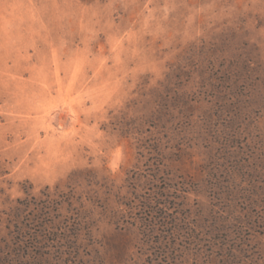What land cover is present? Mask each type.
Returning a JSON list of instances; mask_svg holds the SVG:
<instances>
[{
	"label": "rangeland",
	"instance_id": "obj_1",
	"mask_svg": "<svg viewBox=\"0 0 264 264\" xmlns=\"http://www.w3.org/2000/svg\"><path fill=\"white\" fill-rule=\"evenodd\" d=\"M0 264H264V0H0Z\"/></svg>",
	"mask_w": 264,
	"mask_h": 264
}]
</instances>
